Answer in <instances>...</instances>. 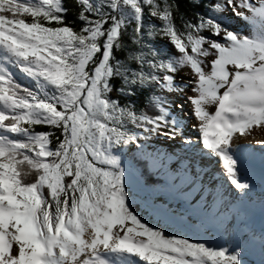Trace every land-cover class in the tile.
I'll use <instances>...</instances> for the list:
<instances>
[{
    "label": "snow or ice",
    "instance_id": "6c2138e0",
    "mask_svg": "<svg viewBox=\"0 0 264 264\" xmlns=\"http://www.w3.org/2000/svg\"><path fill=\"white\" fill-rule=\"evenodd\" d=\"M76 3L79 30L64 23L63 0H0V264H243L238 245L192 241L146 220L116 153L136 143L130 126L182 136L183 103L168 96L190 89L184 102L199 139L182 147L202 145L238 195H248L237 141L264 128V0H216L196 23L181 16L182 28L175 0ZM228 10L247 33L223 25ZM156 36L175 54L149 43ZM184 69L187 79L177 83ZM143 91L137 112L131 98ZM38 125L50 130L36 132Z\"/></svg>",
    "mask_w": 264,
    "mask_h": 264
},
{
    "label": "rangeland",
    "instance_id": "374dc122",
    "mask_svg": "<svg viewBox=\"0 0 264 264\" xmlns=\"http://www.w3.org/2000/svg\"><path fill=\"white\" fill-rule=\"evenodd\" d=\"M222 15L231 22L234 29H242L245 33L249 31L246 22L235 18L230 10L223 12ZM146 18L148 19L147 23L150 18ZM151 22L158 24L159 21L151 20ZM204 32L208 33L207 31ZM167 46H170V44H167ZM207 59L210 60L212 57ZM187 72L188 69H184L178 73L176 76L177 83H183L181 78L187 79ZM190 95H193V93L189 89L184 94V97L175 94L168 96L170 101L183 103V111L178 113L184 122L182 136L168 140L147 135L142 130H137L134 126H130V130L134 131L138 136L136 143L132 144V147L136 146L141 139H145L147 141L146 148L149 150L148 153L159 158L157 160L158 164L161 165L160 167H165L166 178L171 179L172 185L170 189H166L163 186L159 188L164 197L162 203L158 202V199H155L152 194H148L147 199H145L147 201L146 206L153 215L151 224L162 226L171 235H179L192 241L206 242L208 245L210 243L206 241V237L219 239L223 246L226 247L238 245L242 249L240 258L243 260V264H260L261 260L264 259V256L260 255L264 254V241L260 240L264 236V187L257 185L255 188L253 187L254 189L251 188L248 195L243 197L244 199L239 196V199L245 201L242 204L244 206L246 203L247 209L244 212L236 210L233 204H235L234 200L238 196L237 191L227 183L223 175H219L215 179V176L212 175V168L209 167V170L204 169L206 163L202 161L207 159L205 162H208L211 160L208 157L211 158V156L209 154L206 155L207 157L200 156L201 151H199V157L196 158L197 143H195V150H185L182 147L184 139H189L193 142L199 139V133L193 128V125H197L199 122L192 115L190 103L184 102V98ZM173 111L177 112L174 106ZM191 138L194 139L192 140ZM258 141L262 140L245 139L239 143V146L243 144V148L239 147L238 152L242 154V158H246L244 160L252 162L253 158L257 157L255 164L261 162L264 155V147H261ZM246 146L248 150L245 149ZM120 152L116 154L120 155ZM246 153L251 154L252 158L245 156ZM257 153H259V156H257ZM122 161L126 167L125 159H122ZM214 163L217 165L219 162L216 159ZM135 170L137 171V169ZM185 175H187V179H185ZM243 175L247 176V172H244ZM193 182L196 183L193 184ZM132 184L134 185V182ZM182 184H185V186ZM229 187L234 190L233 193H231L233 190H230ZM215 188L221 190L217 194V198H215L214 194H211L215 192ZM185 191L189 193L190 199L184 198L185 200H183L180 197L179 193ZM189 205L192 207L190 210L188 209ZM193 206L197 208L195 209ZM222 211L227 213L229 221L235 226L237 221H245L246 219L244 236L236 234V228L233 230L232 228H224L225 223L218 221L220 218L219 213ZM158 222H161V225ZM237 227L242 229V226ZM252 244H254L255 248Z\"/></svg>",
    "mask_w": 264,
    "mask_h": 264
},
{
    "label": "trees",
    "instance_id": "16d2710c",
    "mask_svg": "<svg viewBox=\"0 0 264 264\" xmlns=\"http://www.w3.org/2000/svg\"><path fill=\"white\" fill-rule=\"evenodd\" d=\"M169 2H172V0H169ZM215 2L216 0H199L198 4H195L189 2V0H175V3L178 5L179 8V11L174 12V15L176 17L175 23L177 27L182 28L181 16H183L184 19L190 20L193 23L197 22L196 20L197 13L207 16L209 12L208 9L205 7V5ZM63 4L64 7L67 9V14L64 23L75 30H79L80 26L82 25V22L78 20L79 8L76 3V0H63ZM220 18H222V22L224 26L234 29L231 25V22L227 20L226 17L222 15V13L220 14ZM147 20L148 19L145 18V22ZM159 23L160 22H158V24ZM202 34L206 37L209 36V33L206 32H203ZM124 42L126 44L130 43L129 38L127 36L124 37ZM149 43L154 45L155 48L162 55L164 53H167V55L175 54L174 47L172 45L167 46V44H169L168 41L164 38H161L160 36L150 38ZM115 55L117 56V58L124 59L126 53L123 51H116ZM165 58L167 57L165 56ZM16 79L20 84L27 87H32L31 81L21 76L18 72L16 73ZM112 83L117 87L120 85V81L118 79H114ZM111 95L113 98H119L121 103L124 102V99L122 97H118V93L115 90L112 92ZM148 95H149L148 91H143V92H138L137 96L131 98L135 104V108L137 112H139L141 109L145 107L146 97H148ZM147 112L149 114H153V115L155 114V111L152 107H148ZM34 130L36 132H46L49 131L50 129L47 128L46 126L38 125L35 126ZM57 135H59V133H57ZM52 141L54 146L56 143L55 136L52 137ZM146 145H147V141L145 139H141L140 142H138V144L134 147H132V145L125 146L124 149L120 152V156L122 159H125L127 165L126 169L130 173V192L133 197V206L146 220H149L151 222L153 215L146 206L147 201L145 199H147V195L152 194L155 199H158V202L162 203V199H164V197L162 196V191L159 188L163 186L166 189H170L172 184H171V180L166 179V175L164 174L163 169L160 168V165L157 162L158 160L157 157L148 153L149 150L146 148ZM135 169H137V171ZM133 182L134 185L132 184ZM180 195L183 196L185 199L189 198L187 192L182 193ZM191 208L192 207H190L189 205L188 209L190 210ZM221 222L225 223V227H224L225 229L227 228L230 229L232 228V230L235 229L232 227L229 218L224 216L222 217ZM159 223L161 225V222H158V224ZM241 226L242 229H239V232H237L236 234L240 236H244L243 234L245 232L246 227H244V225ZM220 241L221 240L219 239H211V245L217 246L218 244H221L223 246L222 242ZM258 241H254V242H258ZM252 246L255 248L254 244H252ZM260 255L264 256L263 253ZM260 264H264V259L261 260Z\"/></svg>",
    "mask_w": 264,
    "mask_h": 264
},
{
    "label": "bare ground",
    "instance_id": "6f19581e",
    "mask_svg": "<svg viewBox=\"0 0 264 264\" xmlns=\"http://www.w3.org/2000/svg\"><path fill=\"white\" fill-rule=\"evenodd\" d=\"M211 109H214V107H211V108H209V111L211 110ZM192 140L194 139V138H191ZM245 139H256V140H264V128H262V129H255V130H253L252 131V133L249 135V136H246V137H243V138H240V139H238V141H237V143L239 144L242 140H245ZM242 143H244V142H242ZM246 145V144H245ZM240 147H242L243 148V144H242V146H240ZM197 149V148H196ZM264 149V148H263ZM262 149V150H263ZM200 150H202L201 149V147H200ZM208 153L207 152H205L203 155H204V157H207L206 155H207ZM237 154H239L238 155V157H239V159H241L242 158V154L241 153H239V152H237ZM202 155V156H203ZM201 156V155H200ZM245 156H250L251 158H252V155L251 154H247L246 153V155ZM197 157H199V155H198V152H197V156H196V158ZM209 159H211V160H209L208 162H205L207 159H205L204 161H202V162H204V163H206V165H205V167H204V169H206V170H209L210 168H213L214 170H216V168H218L219 169V171H221L222 172V166L220 165V163L219 164H217L216 165V163H214V158L213 157H208ZM201 159V158H200ZM243 160L244 159H246V158H242ZM254 160L252 161V162H249V160H244V163H242L241 165H240V169H242L243 171H248V175H250V174H252V175H254V176H256L257 177V183L258 184H261L262 182H263V180H264V155H263V159L261 160V162H259V164H261L262 166H263V169L260 167V165L259 164H255V162H257V157H254L253 158ZM259 161V160H258ZM257 165H259V166H257ZM210 167V168H209ZM213 171V170H212ZM214 172V171H213ZM216 178H218V177H216ZM215 178V179H216ZM241 178H242V176H241ZM247 182L250 184V183H252V182H250L249 181V179H247ZM196 182H193V184H195ZM186 184V183H185ZM185 184H182L183 186H185ZM230 188V190H233L231 187H229ZM215 190V192H213V193H211V194H214L215 195V198H217V194L219 193V192H221V190L220 189H214ZM199 191V190H198ZM231 193H233V192H231ZM230 202V201H229ZM232 203H234L233 201H232ZM242 203H244V202H242ZM240 204L239 202H235V205H237V206H240L242 209L245 207V204H244V206H243V204ZM244 212V211H243Z\"/></svg>",
    "mask_w": 264,
    "mask_h": 264
},
{
    "label": "water",
    "instance_id": "95a60500",
    "mask_svg": "<svg viewBox=\"0 0 264 264\" xmlns=\"http://www.w3.org/2000/svg\"><path fill=\"white\" fill-rule=\"evenodd\" d=\"M217 246H222L221 244H218Z\"/></svg>",
    "mask_w": 264,
    "mask_h": 264
}]
</instances>
